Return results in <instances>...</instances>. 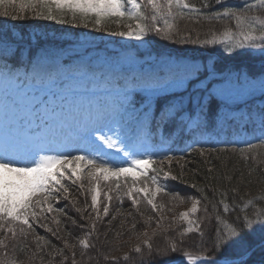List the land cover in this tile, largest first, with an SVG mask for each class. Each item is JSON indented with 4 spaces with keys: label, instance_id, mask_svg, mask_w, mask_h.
I'll use <instances>...</instances> for the list:
<instances>
[{
    "label": "snow or ice",
    "instance_id": "1",
    "mask_svg": "<svg viewBox=\"0 0 264 264\" xmlns=\"http://www.w3.org/2000/svg\"><path fill=\"white\" fill-rule=\"evenodd\" d=\"M214 2L220 5V8L205 12L203 9L213 8V0H200L199 7L189 0H18V12L12 13L4 8L0 10V16L10 17L12 20L24 19L27 16L21 13L27 10L34 19L55 21L59 24L79 21L84 28L91 25L97 32L105 31L106 23L115 19L118 26L125 30L112 31L109 35L135 41H143L150 32L166 39L170 38L177 28L178 20H193L199 23L202 19L209 22L227 19L234 21L235 30L228 27L221 33L222 39H216L213 33V39L200 43L205 46L222 45L229 55L258 52L264 56V0H241L239 5H231L228 0ZM5 4L14 7L17 0H0V8ZM120 21L128 23L121 24ZM16 39L15 36L10 38L7 34L0 33V79L18 85L41 87H54L60 81H67L65 90L82 93L77 97V104L83 105V111L77 110L74 116H67L55 125L41 120L39 125L26 124L19 128L14 136L5 135L0 138V249L6 250L9 240H16L18 236L26 238L31 232L35 235L37 243L36 252L32 253L30 260L37 258V253L42 248L41 242L49 243L43 236L36 234L34 223H39L41 217L47 213L63 211L61 208H54L51 200L61 192H68L62 180L69 165L85 162L90 182L98 183L101 177L105 181L114 178L117 191L121 188L119 181L122 176L126 178L125 183L127 178H131L132 187L128 189L127 195L132 199V204L136 206L142 199L154 212H158L162 206L155 202L157 196L170 194L167 186L159 182L158 175L163 174L164 178H168L170 173L164 171L165 161L170 168L171 161L176 159L174 155H169V152L174 151L168 147L169 142L176 143L187 135L191 137L190 142L179 150L185 155L188 154V149L196 150V145L206 142L203 139V129L208 122L207 117L219 116L216 97L229 101L239 95L241 90H259L264 94V72L255 79L245 73L234 76L229 74L222 76L220 80L209 81L198 90L197 98L189 97L188 108L184 107L183 99L179 104L169 101L159 109V115H155L152 113V102L159 98L161 93L183 86L193 72L203 77L199 83L204 85L209 75H215V69L210 71L205 67L201 72L195 65L169 58L151 72L146 73L142 69L129 71L134 58L127 54L116 61L106 60L104 64L108 65L109 70H104L103 66L92 68L90 61L85 59H82L74 70H69L63 66L57 54L47 49L39 50L33 55L30 47H12ZM19 39L22 40L23 35ZM17 55L20 58L19 67L23 68L22 73L16 64L9 66ZM136 89L144 91L147 95V104L143 111L138 110L131 100ZM40 110L43 113L50 111L47 105H41ZM197 110L198 119L192 115ZM219 123L226 126L231 123V119L224 117ZM248 123H251V131H245V135L253 139H244L242 142L246 148H240L238 151L245 160H255V150L264 147V108L259 111L257 119L248 117L244 124L245 129ZM153 125L157 130L163 129L165 125L171 126L166 135L161 136L159 144L153 142L149 130ZM104 148L114 150L115 155L121 151L125 152L130 157V162H126L125 167L119 161L114 162L111 157L103 158ZM199 151L203 154L205 149L201 147ZM157 155L159 160L154 159ZM179 159L183 160L184 155ZM157 164L158 168L155 166ZM57 165L62 167L57 168ZM150 172L156 175H149ZM137 173L144 179L138 180ZM71 177H76L72 180L73 183L80 180L75 169L71 171L69 178ZM138 183H143L144 186L136 187ZM80 187H84L82 181ZM91 191V207L98 217L97 195L94 189ZM232 191L235 192L236 189ZM221 195L223 198L219 203L227 213L229 205L224 203L227 193ZM34 197L37 198L34 200ZM64 198L67 200V196ZM111 199L112 196L107 195L109 202ZM260 199L264 197L249 199L246 206L253 205ZM199 203L200 200H193L191 209L180 214L182 219L187 220L188 225L180 233L181 237L194 230V221L188 217L197 212ZM205 211L207 212V209ZM108 212L109 206L106 204L103 213L106 216ZM151 219L150 217L149 220ZM40 226L56 235L46 224ZM157 226L159 227V221ZM133 227L135 228V225ZM226 227L227 231L218 230L213 245L214 251L226 253L228 250H235L236 254L221 255L220 259H208L193 257L184 252L183 255L189 264H195L197 260H207V264H255L252 257L257 251L261 254L259 264H264V208L255 211L254 219L248 215L243 218L237 216L236 220ZM92 229L95 230V224ZM91 235L92 233L88 232L79 239L80 261L76 259V245H69L68 241L64 240V248L72 249L70 264H83L87 250L95 249L96 245L90 243ZM250 237H258V243H251ZM143 247H147L151 255L153 249L147 233ZM64 248L57 249L56 252L57 255L63 256L60 264L69 260V257L64 255ZM177 250V242L169 241L168 248L161 250L159 254L163 256L169 251L175 253ZM133 252L141 253L142 246H136ZM88 258L91 259L90 256ZM39 259L43 264L44 258L41 256ZM128 259V255L123 257L125 262ZM0 264H17V261L8 259L5 252L3 258H0ZM112 264H120V261L113 260ZM167 264H174V261Z\"/></svg>",
    "mask_w": 264,
    "mask_h": 264
},
{
    "label": "trees",
    "instance_id": "2",
    "mask_svg": "<svg viewBox=\"0 0 264 264\" xmlns=\"http://www.w3.org/2000/svg\"><path fill=\"white\" fill-rule=\"evenodd\" d=\"M190 3H195L198 7L200 0H189ZM231 5H239L241 0H228ZM7 8L9 12L15 13L19 11V4L14 7H8L7 4L0 8L3 10ZM220 8V5L215 4L213 0V8L203 9L205 12H211ZM21 15H26L27 18L12 20L10 17L0 16V33L7 34L10 38L15 36L16 44L21 49L31 48L32 54L35 55L39 50L49 49L51 47L61 48L71 45L85 47V52L93 50L106 49L108 44H114L117 47H128L133 53L143 56L139 51L145 50L149 55H154L156 58H164L166 56L173 57L185 62H201L200 71L203 72L205 67L210 71L214 68L215 75H209L204 85L199 82L200 78L196 74L187 84V88L181 91H174L168 93L167 96H160L156 99L159 102H167L176 96L186 93L189 97L194 99L199 96V89L206 86L211 80H218L227 70H235L239 73H247L251 77L258 78L264 72V56L258 52H238L234 55H229L222 45H203L202 41L213 39L215 33L216 39H222L221 33L231 27L235 30L234 21L220 20V21H207L200 20L199 23L193 20H178L177 28L170 38H163L150 32L143 41L129 40L120 36L109 35V32L125 30L118 26V22L113 19L109 20L106 25L105 31H95L90 25L84 28L80 22H69L59 24L55 21H46L42 19H34L31 13L25 10ZM119 23H128L127 21H120ZM23 35V39L19 37ZM197 41V43H193ZM19 57V55H17ZM154 70V69H152ZM180 94V95H178ZM239 98H234L229 103L230 108H239L245 105L246 117H239L238 119H231L229 125L218 126L216 116L209 115L207 123L203 129L204 143L196 145V150L188 149V154L182 153L179 149L184 148L185 144L190 142L191 137L185 136L182 140L176 143L169 142L168 147L174 149L169 152L170 155L180 157L184 155L183 161L172 164V167L165 166L164 171L169 172L170 175L165 180V185L170 193L169 195L160 194L164 199L174 200L181 197L179 187H184L185 190L196 195L201 201L204 216L201 219L198 232L191 234L189 239L185 238L184 247L178 246L175 253L171 251L167 255L161 256L159 253L169 245V241L178 242L181 240L180 233L183 232V224L177 217L173 219H163L159 224H164L166 233L165 240L161 237L154 238L152 242V253L142 251L139 258L134 259L135 254H128L129 260L127 264H163L166 260L175 259L184 256V252H188L193 256H206V257H221V255H235V250H228L226 253H219L214 251L213 245L218 235V230L227 231V224H231L236 220L237 216L243 218L248 215L249 218L254 219V213L259 208H264V199L253 205H247L246 201L253 198L264 197V147L255 150L256 159L249 158L245 160L238 151L240 148H246L242 142L244 139L252 140L251 136H246L245 131H251V123L247 124L245 129L244 124L248 117L257 119L259 111L264 108V94L259 92L254 95H246ZM224 100L216 97V103L219 109L225 105ZM188 108V102L186 105ZM218 109V110H219ZM215 122V123H213ZM258 124V120H257ZM171 126L165 125L161 130H157L154 125L150 130L154 133V139L160 141L162 135H166ZM238 131V133H236ZM243 131L242 133H239ZM258 135V133H257ZM228 141H239V143H227ZM203 147L204 153L201 154L199 149ZM233 148L237 150H233ZM224 149L223 151H221ZM211 150V151H209ZM251 156V154H249ZM185 160V161H184ZM259 161V162H257ZM157 168L159 165H155ZM183 166V168H181ZM160 175V174H159ZM163 175V174H161ZM171 177H177L172 179ZM125 181L120 182L121 188L116 190L115 181L109 183L101 182V187L104 189L102 192L101 203L99 204V216L96 215V221L93 220L94 216L91 213L90 201L91 192L87 188L89 182H83L84 187L81 188L80 184H74L71 188L68 199L65 200L64 210L67 214H54L53 218L49 220L46 225L51 228L56 235L48 232L46 229L41 230L45 233V240L49 243L44 244L41 242L42 248L37 253V258L33 264H41L39 257H43V263L46 264H60L62 260L60 255H57V249L64 248V240H67L69 245L75 244L79 250V238L86 233L91 232L90 243L96 245L95 249L87 250V255L84 257L83 264H112L113 260L122 262V258L113 257L117 249H121L119 242L127 239L130 233L135 232L141 223H145L143 218L148 219L151 226L156 225V217L149 220L150 217H145V212L149 210L146 201L142 199L138 205L132 204L131 198L126 194L122 185ZM195 185V187H193ZM80 187V188H78ZM232 189H236L235 192ZM106 191V192H105ZM117 191V192H116ZM227 193V198L224 203L229 205V212L223 211V206L219 201L223 198L222 193ZM107 195H111L112 199L109 202ZM109 206V212L105 216L103 207ZM149 206V205H148ZM127 208L126 215H120L122 209ZM139 208V211H137ZM77 209L80 211L78 212ZM207 209V212L205 211ZM94 211V210H93ZM88 213V214H87ZM73 218L81 219L82 226L75 228ZM133 218L135 229L131 227L126 228ZM128 219V220H127ZM59 221V223H57ZM95 224V230L92 225ZM169 225H171L169 227ZM251 243H258V237H250ZM7 249H0V258L6 252L7 258L10 260L25 258L36 252V238L35 235L29 234L28 237L18 236L16 240H9ZM181 247V248H180ZM23 249V251H21ZM69 248H64L65 253H68ZM81 251V250H79ZM70 254V253H69ZM69 254H66L69 255ZM79 255V254H78ZM76 256L78 261L81 260L80 256ZM71 256V254H70ZM91 257L89 259L88 257ZM106 257V258H105ZM80 258V260L78 259ZM38 262L36 263V261ZM261 254L257 251L252 261L259 264ZM70 262V261H69Z\"/></svg>",
    "mask_w": 264,
    "mask_h": 264
},
{
    "label": "rangeland",
    "instance_id": "3",
    "mask_svg": "<svg viewBox=\"0 0 264 264\" xmlns=\"http://www.w3.org/2000/svg\"><path fill=\"white\" fill-rule=\"evenodd\" d=\"M59 60H61V55L58 56ZM85 60H88L90 61V65L92 68H99V66H103L104 67V70H109L108 69V65L104 64V62L107 60V61H116L117 59L115 58H112L110 57L109 59H106V58H96V59H90V58H83ZM81 60L82 59H79V61H77L75 63V68L78 64L81 63ZM62 63V62H61ZM199 63H196L195 66H198ZM139 63L134 60V63L133 65L130 67V71L132 70H137L138 69V66ZM64 67H67L65 65H63ZM9 82L8 81H4L2 79H0V87H3V86H8ZM66 85V84H65ZM184 86V85H183ZM183 86L181 87H177V88H174V89H179V88H182ZM33 88H37V86H34ZM50 88H56V91H57V98H59L61 101H62V107H63V113L59 112L58 109H53V111L51 112V114L53 115V119H56V120H63L65 119L67 116H74L75 114L73 112H76L77 110L79 111H83V105H79L77 104V97L82 95V93H79V92H74V91H66L65 90V86L61 84V82H58L56 86L54 87H47V89ZM27 91L30 90V88H26ZM173 90V89H171ZM243 91V90H241ZM16 97L14 98V100L17 98L19 101H27V100H30V103H34L35 102V99L38 98L41 94H36L35 96L32 97L31 94H24V91L22 90H18L16 93ZM143 94L145 96L146 93L143 92ZM0 96H2V93H0ZM32 97V98H30ZM50 99V98H49ZM50 104L53 105L54 103L53 102V99H50ZM0 103H7L6 100H3V101H0ZM43 103H47V101H44ZM147 104V102L145 103V105ZM44 105V104H42ZM48 105V104H47ZM29 108V106H27V109ZM49 108H51V106H49ZM12 109L15 110V106H12ZM6 112H3L2 110H0V119L4 116ZM44 114H48V113H44ZM225 115H227V109H223L222 110V114H221V117L219 118V122L223 120V118L225 117ZM0 138H3L2 135H0ZM97 143L99 144V141H97ZM69 152L71 151V149L68 150ZM105 155L103 158L107 159L109 157H111L114 162L115 161H119L121 162L122 164H124V166L126 167L127 166V163L126 162H130V157H128L125 152L121 151L118 155H115L114 154V150H110V149H107V148H104L103 149ZM78 155H83L84 153H76ZM178 160H180L179 162L183 161L181 159H179V157H177L176 159H173L171 161L172 164L174 163H177ZM185 161V160H184ZM172 164H171V167H172ZM165 166H168V162H165ZM57 167H62L61 165H57ZM75 169L76 170V176L77 177H83L84 178V182L86 183V179L88 180V174H87V169H86V164L85 162H75L73 163L72 165H69L68 166V171L66 172L65 176L67 177L68 180H73L75 179L76 177H71L69 178L70 176V173L71 171ZM137 175V179L138 180H143L142 177L139 176V173L136 174ZM124 177V176H122ZM121 177V178H122ZM120 178V179H121ZM164 176H159L158 177V180L161 184L165 185L164 183ZM104 180L103 177L100 178L99 181H102ZM110 180H115L114 178H109V180H107L108 182ZM106 181V182H107ZM122 181H125V179H123ZM89 186L87 187L89 190H92L94 189L95 190V194L97 195V208H99V204L101 203V199L103 197V195H105L103 192H102V188L100 186V183L96 182V181H89ZM149 185H150V181H148ZM107 186H110V184H108ZM143 183H138L136 185V187H143ZM122 187H124V190L127 194V191L129 188L132 187V182H131V178L127 180V183H124L122 185ZM80 188V187H78ZM179 190L181 191V197H179L178 199H174V200H169V199H164L160 194L157 196L156 198V203L158 204V206H162L160 211L158 212H154L152 209H151V206H148L147 207L149 208L148 211H146L144 214H145V217H150L151 215V218L154 219L156 217V225L155 226H151L152 223H149L148 219L146 218H143L145 221V223H141L138 226H135V227H138L137 230L133 227L134 222H133V218H129L130 219V223H126L127 226L126 228L130 229L131 227H133L136 231L135 232H132L130 233V236L127 237V239L125 240H122L121 242H119V245L121 247V249H117V251L113 254V257H120L123 259V257L125 255H128V254H135L134 256V259L136 258H139L140 256H142L141 253L137 254V253H134L133 252V249L138 246V245H141L142 246V251H145L147 252L148 249L147 247H143V241L145 240V233L148 234V238L150 240V243L152 244V242H155V239L154 238H157V237H162L164 240L166 238L165 236V233L166 231L165 230V225L160 223L159 224V227L157 226V221H161L163 220L164 218L165 219H173L174 217H177L178 220H180L183 224V231L187 228V220L185 219H182L180 214L183 213V212H186V211H189L192 207V203H193V200H196L199 198L196 197V195H194L193 193H190L189 191L185 190L184 187H179ZM106 192V191H105ZM117 192V191H116ZM93 192L91 191V196H92ZM67 196V192H63L62 195H59L58 197H55L51 200V203L53 205L54 208H63L65 207V203H64V197ZM64 198V199H61L63 200V202H61L60 198ZM37 197H34L33 199L35 200ZM57 200H59V204H57ZM132 200V199H130ZM264 202V201H263ZM64 203V204H63ZM63 204V205H62ZM91 204H92V201H90V206L89 208H91ZM197 212L196 213H192L188 219H191L194 221V224H193V231L191 233H186L180 241L177 242L178 246H182L184 247V242H185V238L189 239V237H191L190 235L191 234H194L195 232L199 233L198 230H197V224L200 225V222H201V219L203 218L204 216V213H203V207H202V204H201V201L199 203V205L197 206ZM127 208H124L121 210V212H119L120 215H128L129 213H127ZM53 212H61V211H52L50 213H47L46 214V217L43 216V221L40 220L39 223H34V227H39V236H45V235H40L42 233H45L44 231H41V230H45L44 227H41L40 225L41 224H47L49 223V220L51 218H53L54 213ZM151 214H150V213ZM91 213L92 215L94 216L93 220L96 221V211H93L91 209ZM88 214V213H87ZM150 214V215H148ZM65 215L69 216V215H74V214H67L65 212ZM177 215V216H175ZM56 217V216H55ZM154 217V218H153ZM161 217H163V219H160ZM73 221H75V228L77 229L79 226H82V222L80 221L81 219H75L73 218L72 219ZM128 220V219H127ZM171 225H169L170 227ZM84 236H81V238H83ZM79 238V239H81ZM182 241V243H181ZM79 243V241H78ZM72 245V244H70ZM80 248V247H79ZM168 248V246H167ZM181 248V247H180ZM81 250V249H79ZM77 248L75 249L77 255L80 253ZM72 252V249L69 248L68 249V253H65L64 251V255L66 256V254H71ZM170 252V251H169ZM67 255L69 257V260L67 262H65V264H70V260H71V256ZM80 256V254L78 255ZM30 257L31 255L29 256H26L25 258L21 257V259H13L15 261H17V264H33L34 261L33 260H30ZM61 258L63 259V256H61ZM80 260V258H78ZM129 260V259H128ZM38 262V260L36 261V263ZM122 262H125L124 260H122ZM128 262V261H127ZM127 262H125V264H127ZM42 264V263H41ZM43 264H46V262H44ZM50 264V263H49Z\"/></svg>",
    "mask_w": 264,
    "mask_h": 264
},
{
    "label": "bare ground",
    "instance_id": "4",
    "mask_svg": "<svg viewBox=\"0 0 264 264\" xmlns=\"http://www.w3.org/2000/svg\"><path fill=\"white\" fill-rule=\"evenodd\" d=\"M243 131H240L239 133H242ZM236 133H238V131L236 132Z\"/></svg>",
    "mask_w": 264,
    "mask_h": 264
}]
</instances>
